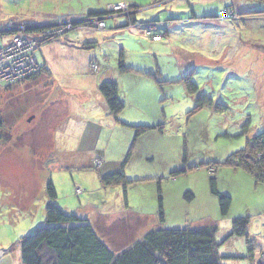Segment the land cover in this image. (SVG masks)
<instances>
[{
    "label": "rangeland",
    "instance_id": "374dc122",
    "mask_svg": "<svg viewBox=\"0 0 264 264\" xmlns=\"http://www.w3.org/2000/svg\"><path fill=\"white\" fill-rule=\"evenodd\" d=\"M90 11L107 13L69 26ZM33 22H56L58 38L22 32ZM3 29L18 34L0 35V52L25 37L16 42L31 67L0 79V264H21L18 239L43 224L48 182L54 203L113 249L159 224L160 195V225L213 223L217 242L248 216L258 261L264 184L235 158L264 131V0H0ZM105 80L123 102L116 118L98 90ZM135 126L148 129L135 136ZM122 161L125 193L103 187L96 169ZM211 176L231 196L225 216ZM226 241L220 264H252L243 237Z\"/></svg>",
    "mask_w": 264,
    "mask_h": 264
},
{
    "label": "trees",
    "instance_id": "16d2710c",
    "mask_svg": "<svg viewBox=\"0 0 264 264\" xmlns=\"http://www.w3.org/2000/svg\"><path fill=\"white\" fill-rule=\"evenodd\" d=\"M106 13L107 11L87 12L84 20H70L69 26L72 29L87 26L90 21L89 17L104 16ZM143 24H148V22ZM25 25L22 32L26 34L43 33L39 36V38H43L38 39L41 40L40 43L51 42L58 38L55 37V31H53L56 22H33L25 23ZM11 32L18 34L15 29H3L0 31V35H7ZM67 32L68 30L62 36ZM85 46L87 45L85 44ZM33 73L35 72L33 71ZM189 83L193 84L188 82L187 87H189ZM98 90L104 98L108 112L116 118L117 113L123 108L116 82L113 80L102 81L98 85ZM147 127L135 126V136L147 130ZM128 156L129 153L126 158ZM235 160H237V166L251 174L256 182L261 181L264 184V131L249 138L246 148L239 150ZM123 168L124 161L119 164L117 169L110 172H103L101 168H97L102 186L121 185L125 193L128 180L124 175ZM157 188L160 193V186L158 185ZM209 189L217 197L220 215H227L232 202L231 196L217 189V180L212 176L209 178ZM46 193L47 201L44 205L43 224L18 239L21 264H220L219 245L221 246L233 236L244 238L247 258L252 264H264L262 256L264 245L259 249V259L255 262L254 246L256 244L254 237L248 234V216H235L232 219L229 232L223 240L217 242L215 237L217 225L213 223L183 227L160 225L164 221V213L162 198L158 195L159 224L125 246L113 249L97 234L87 218L75 213H67L54 203L56 191L51 182L47 183ZM183 197L190 201L194 196L187 190ZM235 257H245V255Z\"/></svg>",
    "mask_w": 264,
    "mask_h": 264
},
{
    "label": "built area",
    "instance_id": "2783aa9c",
    "mask_svg": "<svg viewBox=\"0 0 264 264\" xmlns=\"http://www.w3.org/2000/svg\"><path fill=\"white\" fill-rule=\"evenodd\" d=\"M120 6V5H119ZM118 6V7H119ZM156 37H158V36H155V38ZM24 38V40H25V37H22V36H15V39H16V41H20V40H22ZM16 41H14V42H10V43H8V45H6L4 48L5 49H3L4 51H1L0 52V79H1V77H3V76H5L6 74H8L9 72H12L14 69H22V67H16V64H15V55H17V54H19V53H21V54H24L23 52H22V46H23V43H20V44H17V42ZM24 46H27V44L26 45H24ZM11 47H13V48H16L17 50V52L16 53H14V54H11L10 52H9V50H8V48H11ZM11 55H13V57H12V64H9L8 63V58L11 56ZM6 57H8V58H6ZM26 57V56H25ZM27 58V57H26ZM28 59V58H27ZM28 61H29V63H30V59H28ZM10 67H13V69L12 70H10L9 68ZM30 67H31V63H30ZM30 71V70H29ZM3 73V74H2ZM24 73H25V71H24ZM26 73H29V72H26ZM2 74V75H1ZM23 75V74H22ZM21 75V76H22ZM98 163V162H97ZM76 191H79V188H76ZM262 256L264 257V248H263V251H262Z\"/></svg>",
    "mask_w": 264,
    "mask_h": 264
},
{
    "label": "bare ground",
    "instance_id": "6f19581e",
    "mask_svg": "<svg viewBox=\"0 0 264 264\" xmlns=\"http://www.w3.org/2000/svg\"><path fill=\"white\" fill-rule=\"evenodd\" d=\"M154 19H155V18H154ZM2 31H3V30H2ZM4 31H5V30H4ZM8 50H9V52H10L11 54H14V53L17 52V51H16L17 49H16V48H13V47L8 48ZM15 61H16V64L18 65V67H26V68H27V69H25L26 71L30 69V63H29L28 59L24 56V54L19 53V54L15 55ZM20 63H22L23 65H21ZM9 69L12 70L13 67H10ZM39 70H40V69H39ZM32 73H33V71H31L30 73H24L21 77H22V78H23V77H29ZM2 74H3V73H2ZM2 74H1V75H2Z\"/></svg>",
    "mask_w": 264,
    "mask_h": 264
},
{
    "label": "crops",
    "instance_id": "0c3cea01",
    "mask_svg": "<svg viewBox=\"0 0 264 264\" xmlns=\"http://www.w3.org/2000/svg\"><path fill=\"white\" fill-rule=\"evenodd\" d=\"M80 20V19H79ZM81 20H83V19H81ZM96 83V82H95ZM106 161H107V159H105L104 161H103V166L106 164ZM105 162V163H104ZM114 168V167H113ZM114 170V169H113ZM261 217H262V220H260V226H261V231H262V234H264V213H262V215H261ZM231 227V226H230ZM248 234L250 235V236H252V237H254V240H255V236H253V234H257V229H256V227H253V228H251V227H249V225H248ZM251 232V233H250ZM227 242V241H226ZM262 245H264V239H262L261 240V243H260V246H262Z\"/></svg>",
    "mask_w": 264,
    "mask_h": 264
},
{
    "label": "water",
    "instance_id": "95a60500",
    "mask_svg": "<svg viewBox=\"0 0 264 264\" xmlns=\"http://www.w3.org/2000/svg\"><path fill=\"white\" fill-rule=\"evenodd\" d=\"M41 25H43V24H41ZM40 26V25H39Z\"/></svg>",
    "mask_w": 264,
    "mask_h": 264
},
{
    "label": "clouds",
    "instance_id": "9594fccd",
    "mask_svg": "<svg viewBox=\"0 0 264 264\" xmlns=\"http://www.w3.org/2000/svg\"><path fill=\"white\" fill-rule=\"evenodd\" d=\"M118 4V3H117ZM121 5V4H120Z\"/></svg>",
    "mask_w": 264,
    "mask_h": 264
}]
</instances>
